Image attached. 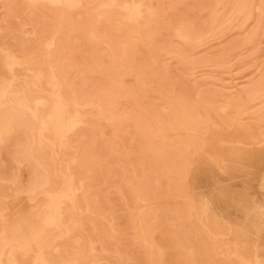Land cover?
I'll return each instance as SVG.
<instances>
[{
  "label": "rangeland",
  "instance_id": "obj_1",
  "mask_svg": "<svg viewBox=\"0 0 264 264\" xmlns=\"http://www.w3.org/2000/svg\"><path fill=\"white\" fill-rule=\"evenodd\" d=\"M263 176L264 0H0V264H264Z\"/></svg>",
  "mask_w": 264,
  "mask_h": 264
},
{
  "label": "crops",
  "instance_id": "obj_2",
  "mask_svg": "<svg viewBox=\"0 0 264 264\" xmlns=\"http://www.w3.org/2000/svg\"><path fill=\"white\" fill-rule=\"evenodd\" d=\"M248 173L249 175L252 174V172ZM262 180L264 186V176ZM227 194L228 191H226L223 187L218 186L214 191V198L219 197L224 201L229 200L231 201L233 207L239 210L240 217L235 220H230L231 226L236 229L237 235H239L237 239L251 243L252 247L254 245L255 249L259 252V254L264 253V205L257 204L256 200L253 197H248L249 204L242 205L237 201L235 197H232L230 196V194ZM207 198L211 206V203L214 201V198ZM217 217H222L221 219L223 220V216L217 215ZM253 227L255 229V232L251 231V228Z\"/></svg>",
  "mask_w": 264,
  "mask_h": 264
},
{
  "label": "bare ground",
  "instance_id": "obj_3",
  "mask_svg": "<svg viewBox=\"0 0 264 264\" xmlns=\"http://www.w3.org/2000/svg\"><path fill=\"white\" fill-rule=\"evenodd\" d=\"M62 1V0H61ZM53 96V95H52ZM74 100V99H73ZM42 104V103H41ZM75 106V105H74ZM79 110H81V109H79ZM80 112V111H79ZM58 117V116H57ZM53 122L51 121V123L49 122V125L50 124H52ZM110 123V122H109ZM48 124V123H47ZM55 125V124H54ZM73 126H74V123L72 124ZM66 126L68 127V130L70 129L69 128V126L67 125V123H66ZM65 125H64V129H65V127H66ZM70 127H71V125H70ZM72 128V127H71ZM63 129V130H64ZM67 130V129H66ZM64 135V134H63ZM176 148V147H175ZM203 196H205V195H203ZM207 197V196H206ZM58 202V201H57ZM206 203H208V205H210V202H209V200H207V202ZM28 214V213H27ZM16 216V215H15ZM30 217V216H29ZM16 220V221H15ZM27 220V219H26ZM14 221H15V223H14V229H15V232L14 233H16V235L17 236H20L19 238H21L22 240H24V241H27V240H29V238H30V236H31V234H33L32 232H33V227H32V225H30V224H32V223H26L27 221H24L23 219H22V217L20 216L19 217V215L14 219ZM62 225V224H61ZM53 227V226H52ZM51 227V228H52ZM50 228V229H51ZM48 229V228H47ZM13 233V234H14ZM12 234V235H13ZM38 234V233H37ZM36 234V235H37ZM15 237V236H14ZM242 257V256H241ZM239 260V259H238Z\"/></svg>",
  "mask_w": 264,
  "mask_h": 264
}]
</instances>
